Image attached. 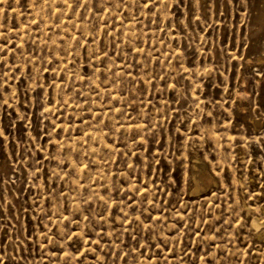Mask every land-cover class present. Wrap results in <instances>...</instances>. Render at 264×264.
<instances>
[{"label":"rangeland","instance_id":"1","mask_svg":"<svg viewBox=\"0 0 264 264\" xmlns=\"http://www.w3.org/2000/svg\"><path fill=\"white\" fill-rule=\"evenodd\" d=\"M263 222L264 0H0V264H264Z\"/></svg>","mask_w":264,"mask_h":264},{"label":"bare ground","instance_id":"2","mask_svg":"<svg viewBox=\"0 0 264 264\" xmlns=\"http://www.w3.org/2000/svg\"><path fill=\"white\" fill-rule=\"evenodd\" d=\"M49 1V0H48ZM65 3H67V2H65ZM31 4V3H30ZM58 4V3H57ZM56 4V5H57ZM63 4V3H62ZM35 5V4H34ZM67 5H69V4H67ZM41 6V5H40ZM53 6V5H52ZM41 9V8H40ZM38 12V11H37ZM38 15V14H37ZM44 21V20H43ZM23 31V30H22ZM27 31V30H26ZM24 32V31H23ZM69 32V31H68ZM129 34V33H128ZM131 35V34H130ZM68 144V143H67ZM92 145V144H91ZM88 148V147H87ZM91 150V149H90ZM92 153V152H91ZM94 153V152H93ZM259 223V222H258ZM263 224H264V222H263Z\"/></svg>","mask_w":264,"mask_h":264}]
</instances>
